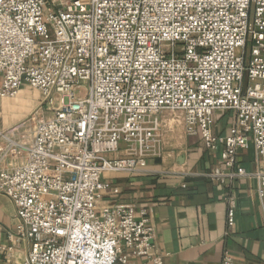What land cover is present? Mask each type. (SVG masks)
I'll list each match as a JSON object with an SVG mask.
<instances>
[{
	"label": "built area",
	"instance_id": "2783aa9c",
	"mask_svg": "<svg viewBox=\"0 0 264 264\" xmlns=\"http://www.w3.org/2000/svg\"><path fill=\"white\" fill-rule=\"evenodd\" d=\"M0 76V98L29 85L43 100L17 138L0 133V165L25 157L0 169L19 219L7 264H164L147 210L99 204L106 173L145 172L159 154L165 113L221 149L205 178L257 182L264 214V0H0ZM222 111L237 123L218 137ZM225 201L232 232L234 190Z\"/></svg>",
	"mask_w": 264,
	"mask_h": 264
},
{
	"label": "crops",
	"instance_id": "0c3cea01",
	"mask_svg": "<svg viewBox=\"0 0 264 264\" xmlns=\"http://www.w3.org/2000/svg\"><path fill=\"white\" fill-rule=\"evenodd\" d=\"M42 101L41 92L29 85L22 87L15 100L0 98V133L17 138V131H10L27 120ZM236 123L234 112H217L214 134L225 136ZM161 130V149L144 163L145 172L105 174L103 182L109 186L100 207L128 204L137 214L147 210L164 264H224L227 257L232 264H264V214L255 194L257 182L242 180L229 187L205 178L221 165V149L212 152L200 137L188 135L182 114H163ZM5 136L0 137V149L7 146ZM24 160L7 157L0 169L19 166ZM240 162L247 171H254V150L242 152ZM231 190L238 196V207L236 224L229 232L225 199ZM18 224L14 204L0 196V246L14 243L10 235ZM0 264L7 263L0 259ZM128 264L147 263L132 254Z\"/></svg>",
	"mask_w": 264,
	"mask_h": 264
},
{
	"label": "rangeland",
	"instance_id": "374dc122",
	"mask_svg": "<svg viewBox=\"0 0 264 264\" xmlns=\"http://www.w3.org/2000/svg\"><path fill=\"white\" fill-rule=\"evenodd\" d=\"M20 94V91H19V93L17 94V96L15 97V98H5V99H3V100H15V99H17V97H18V95ZM43 102V101H42ZM40 113L42 114L43 113V110H40ZM50 116V115H49ZM29 119H32V118H30V116H29V118H28V120H27V122L29 121ZM26 121V120H25ZM23 123V122H22ZM20 125V124H19ZM18 125V126H19ZM18 128V127H17Z\"/></svg>",
	"mask_w": 264,
	"mask_h": 264
}]
</instances>
